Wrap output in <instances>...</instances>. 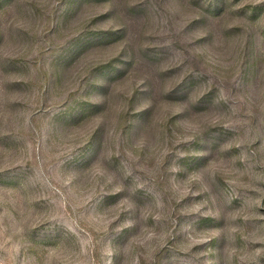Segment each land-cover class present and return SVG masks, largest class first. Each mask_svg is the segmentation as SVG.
Returning a JSON list of instances; mask_svg holds the SVG:
<instances>
[{
  "label": "rangeland",
  "instance_id": "374dc122",
  "mask_svg": "<svg viewBox=\"0 0 264 264\" xmlns=\"http://www.w3.org/2000/svg\"><path fill=\"white\" fill-rule=\"evenodd\" d=\"M0 264H264V0H0Z\"/></svg>",
  "mask_w": 264,
  "mask_h": 264
}]
</instances>
